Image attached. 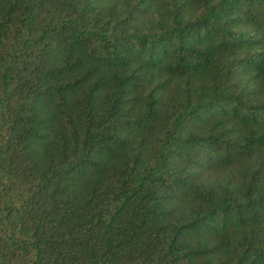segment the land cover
I'll return each instance as SVG.
<instances>
[{"label": "trees", "instance_id": "obj_1", "mask_svg": "<svg viewBox=\"0 0 264 264\" xmlns=\"http://www.w3.org/2000/svg\"><path fill=\"white\" fill-rule=\"evenodd\" d=\"M0 264H264V0H0Z\"/></svg>", "mask_w": 264, "mask_h": 264}]
</instances>
